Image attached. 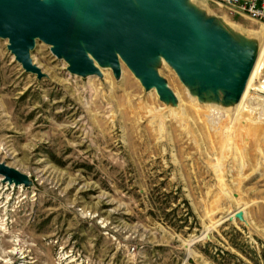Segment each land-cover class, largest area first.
<instances>
[{"label": "rangeland", "instance_id": "obj_1", "mask_svg": "<svg viewBox=\"0 0 264 264\" xmlns=\"http://www.w3.org/2000/svg\"><path fill=\"white\" fill-rule=\"evenodd\" d=\"M154 1L194 39L227 32L238 60L195 56L244 89L164 49L138 51L142 76L87 45L93 65L75 67L35 37L27 67L0 35V164L12 172L0 173V264H264V57L252 79L264 23L210 0Z\"/></svg>", "mask_w": 264, "mask_h": 264}, {"label": "water", "instance_id": "obj_2", "mask_svg": "<svg viewBox=\"0 0 264 264\" xmlns=\"http://www.w3.org/2000/svg\"><path fill=\"white\" fill-rule=\"evenodd\" d=\"M158 2L138 0L137 7L128 0H0V35L11 38L15 53L27 67L35 37L58 46L55 50L75 67L93 65L86 47L80 44L83 41L98 59L116 63L120 53L142 76H148L149 71L138 51L164 49L183 71L234 90L244 89L243 81L195 56L199 47H207L215 58L238 60L229 34L219 30L213 37L194 39L179 14L167 13L165 6L157 12L163 4ZM205 25L212 26V19ZM141 37H146L147 43ZM200 40L205 41L201 44ZM0 167V173L12 174L4 165ZM235 217L244 220L243 211Z\"/></svg>", "mask_w": 264, "mask_h": 264}, {"label": "built area", "instance_id": "obj_3", "mask_svg": "<svg viewBox=\"0 0 264 264\" xmlns=\"http://www.w3.org/2000/svg\"><path fill=\"white\" fill-rule=\"evenodd\" d=\"M230 11L264 23V0H210Z\"/></svg>", "mask_w": 264, "mask_h": 264}, {"label": "bare ground", "instance_id": "obj_4", "mask_svg": "<svg viewBox=\"0 0 264 264\" xmlns=\"http://www.w3.org/2000/svg\"><path fill=\"white\" fill-rule=\"evenodd\" d=\"M129 1V3H133L134 5H136L137 6V3H136V1L135 0H128ZM135 2V3H134ZM138 7V6H137ZM213 35V34H212ZM140 40L143 42V43H147L146 42V37H141L140 38ZM205 40H207V39H205ZM205 40H200V43L201 44H203L204 43V41ZM80 44H82L83 46H85V43L83 42V41H80ZM56 47H58V46H56ZM87 52V51H86ZM262 53H261V56H260V59H259V61H258V63H257V67H256V69H254L255 71H254V73H253V76H252V79L253 78H255L257 75H258V71H259V69L261 68L260 66V63L262 62V59H263V57H264V48H263V51H261ZM87 55H88V53H87ZM249 58H250V56H249ZM248 58V59H249ZM246 61V60H245ZM248 61V60H247ZM223 87V88H225L224 87V85L222 86V85H219V87ZM249 88H250V84H249V86H248V88H247V91H246V94H245V96L247 95V93L249 92ZM226 89V88H225ZM228 89V88H227ZM0 166H1V164H0ZM1 168V167H0ZM19 253L20 252H18L16 249L15 250H13V251H10V256H12V257H17L18 255H19ZM20 258H22V257H20ZM23 258H26V256H24Z\"/></svg>", "mask_w": 264, "mask_h": 264}]
</instances>
